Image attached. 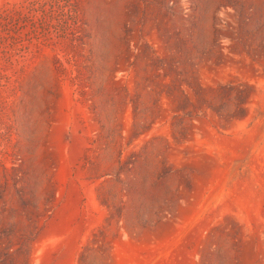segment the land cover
<instances>
[{"label":"rangeland","instance_id":"obj_1","mask_svg":"<svg viewBox=\"0 0 264 264\" xmlns=\"http://www.w3.org/2000/svg\"><path fill=\"white\" fill-rule=\"evenodd\" d=\"M0 264H264V0H0Z\"/></svg>","mask_w":264,"mask_h":264}]
</instances>
